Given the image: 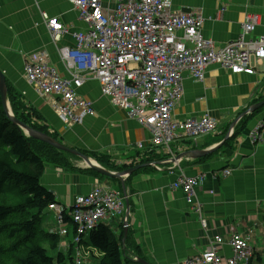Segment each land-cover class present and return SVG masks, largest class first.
Wrapping results in <instances>:
<instances>
[{
    "label": "crops",
    "instance_id": "obj_1",
    "mask_svg": "<svg viewBox=\"0 0 264 264\" xmlns=\"http://www.w3.org/2000/svg\"><path fill=\"white\" fill-rule=\"evenodd\" d=\"M173 9L200 12L204 16L203 35L212 39L217 48L241 35L248 14L257 15L259 23L247 38L264 36V0H173ZM50 17H58L69 28L58 44L46 24ZM86 29L87 24L67 0H0V69L29 109L36 111L50 132L57 133L68 146L91 155H106L121 166L135 163L138 158L161 163L169 157L165 148L154 146L151 131L126 110L113 105L102 94L97 80H87L77 90L78 95L92 101L95 114L81 123L67 125L51 105L56 97L41 95L26 79L27 56L42 51L48 53L60 75L71 77L58 47H75L74 34ZM178 34L181 36L182 32ZM256 70L255 74H236L212 63L203 81L195 80L187 71L183 73L184 93L173 118L183 121L210 114L218 121L215 133L197 139L178 137L171 145L177 155L188 150H212L177 161L189 176L206 174L204 183L197 188L202 218L187 202L185 192L173 187L179 170L171 173L166 163L161 169L148 166L125 177L126 193L119 179L97 177L86 171L88 167L78 159L71 162L83 170L48 165L41 183L54 192L57 204L70 214L77 195L89 193L98 183L110 185L107 179L117 180L120 188H113L122 192L125 204L129 201L130 211L127 216L126 208L124 217L105 223L119 234L128 217L129 233L134 239L129 251L139 248L151 264H182L205 251L216 235L223 238L219 252L223 264H228L233 255L232 227L253 246L251 263L264 264V126L262 141L253 143L250 136L259 123H264V104L252 114H244L264 101V61ZM226 169H231V174L225 176ZM49 210L48 215L54 217L53 226L61 234L60 249L64 251L74 240L75 224H59L56 211ZM203 219L207 227L203 226Z\"/></svg>",
    "mask_w": 264,
    "mask_h": 264
},
{
    "label": "built area",
    "instance_id": "obj_2",
    "mask_svg": "<svg viewBox=\"0 0 264 264\" xmlns=\"http://www.w3.org/2000/svg\"><path fill=\"white\" fill-rule=\"evenodd\" d=\"M67 1L87 24L85 31L74 34L75 47H58L71 77L60 75L48 53L42 51L27 56L26 79L41 95L56 97L51 105L69 125L95 114L92 101L78 95L77 90L87 80H97L103 95L147 127L154 146L165 148L169 157L161 163L152 162L153 166L161 169L166 163L171 173L179 170L173 187L185 192L187 202L202 218L197 188L204 183L206 174L187 175L177 163L181 158L172 152L171 145L178 137L197 139L215 133L218 121L210 114L183 121L173 118L184 93L183 73L187 71L195 80L203 81L208 65L215 63L236 74H255L264 61V36L256 39L247 36L255 31L259 17L248 14L241 35L217 48L212 39L203 35L204 16L194 10H174L173 0H108L107 4L104 0ZM111 3L116 6L112 8ZM47 26L55 44L69 32L58 17L48 18ZM263 126L261 122L252 130L253 143L262 141ZM139 161L138 158L135 163ZM231 172L226 169L224 175ZM124 197L120 190L100 183L87 195L76 197L70 213L76 226L74 244H81L84 235L98 224L124 217ZM49 208L56 211L57 222L63 225L65 211L61 206L51 203ZM203 226L207 227L206 219ZM231 232L233 255L227 263L249 264L255 254L253 246L235 227ZM222 241L216 235L205 251L182 264H223L219 252ZM74 249L76 263L82 264L80 248Z\"/></svg>",
    "mask_w": 264,
    "mask_h": 264
},
{
    "label": "trees",
    "instance_id": "obj_3",
    "mask_svg": "<svg viewBox=\"0 0 264 264\" xmlns=\"http://www.w3.org/2000/svg\"><path fill=\"white\" fill-rule=\"evenodd\" d=\"M7 84L8 99L15 116L60 141L58 134L50 132L48 125L41 121V116L29 109V105L21 99L8 80ZM32 118H36V121ZM80 151L96 159L104 168L116 172L150 161L142 159L137 163L121 166L113 163L106 155H91ZM71 159L82 160L28 135L24 129L14 124L4 109L0 92V264H66L67 255L60 249L61 235L43 227L46 219L43 214L51 203H57V198L52 190L41 183V177L48 165L81 169L72 164ZM86 171L97 177L113 178L92 168ZM127 182L125 181L126 188ZM69 221L71 217L65 211L64 222ZM123 229L124 223L121 232L116 234L110 224L100 223L89 232V248L86 251L89 256L94 257L95 264H144L139 259L146 257L138 246L137 250L129 251L130 245L134 244L130 231L126 244L123 243ZM74 230L76 232V226ZM50 250L57 251V256L50 255ZM94 250L100 255L95 254ZM68 256L71 264H77L73 256V243Z\"/></svg>",
    "mask_w": 264,
    "mask_h": 264
},
{
    "label": "water",
    "instance_id": "obj_4",
    "mask_svg": "<svg viewBox=\"0 0 264 264\" xmlns=\"http://www.w3.org/2000/svg\"><path fill=\"white\" fill-rule=\"evenodd\" d=\"M0 92H1V96H2V101H3V105H4V109L7 112V114L9 115V117L11 118V120L14 122V124L18 125L20 128L24 129L25 132L30 135L33 136L37 139H40L42 141H45L51 145H53L54 147H56L59 150L62 151H66L68 153H71L73 155L78 156L79 158H81L83 160V163L88 167V168H92L98 172H100L103 175L109 176V177H113L116 179H119L122 184H123V188H124V193H126V185H125V177L130 176L132 173H135L136 171L140 170L141 168L144 167H148V166H153L152 163H145V164H138L135 165L133 167H130L128 169H125L123 171H110L106 168H104L98 161H96L94 158L89 157L88 155L84 154L82 151H80L79 149H75L71 146H68L67 144H65L64 142H62L61 140L59 141L58 139H55L54 137H52L51 135L44 133L42 131H39L35 128H33L32 126H29L28 124L20 121L14 114L12 108H11V104L9 102L8 99V84H7V77L4 73V71L2 69H0ZM264 104V101L253 105L249 110H247L244 114L248 115V114H252V112H255L256 110H258L262 105ZM212 150L209 151H202V150H188L185 151L183 153H181L180 155H178L179 158H183L184 156H192V157H198L204 154H208L211 153ZM126 208H127V216L129 214L130 211V207H129V201H126ZM128 231H129V222H128V217L125 221L124 224V238H123V243H125L126 241V237L128 235ZM140 262L144 263V264H151L150 262H148L145 259H139Z\"/></svg>",
    "mask_w": 264,
    "mask_h": 264
},
{
    "label": "rangeland",
    "instance_id": "obj_5",
    "mask_svg": "<svg viewBox=\"0 0 264 264\" xmlns=\"http://www.w3.org/2000/svg\"><path fill=\"white\" fill-rule=\"evenodd\" d=\"M75 8V7H74ZM46 24H47V20H46ZM49 29V28H48ZM50 31V30H49ZM101 87V86H100ZM101 91H102V88H101ZM102 94H103V91H102ZM78 161H81L83 163V160H78ZM107 181L109 182L110 186L111 187H114V188H117L119 189V183L117 180L115 179H107ZM48 208L45 210L43 216L46 217L45 219V222H44V225L43 227L46 229V230H49V231H52V230H57L56 232H58V229L55 228L53 226V220H54V217L53 215H48ZM50 211V210H49ZM59 233V232H58ZM60 234V233H59ZM61 235V234H60ZM89 238H90V235L89 233L85 234L84 237H83V242L81 244H78V243H73V249L74 248H80L81 250V253L83 255V259H84V262L82 264H95L94 262V257L92 256H89V253H87L86 249L89 248V244H88V241H89ZM64 251H62L65 255H67V260H66V264H71L70 262V259H69V248L66 249V248H63ZM89 250V249H88ZM49 254L56 257L58 252L55 251V250H50L49 251ZM74 256V254H73ZM74 260L76 261V257L74 256Z\"/></svg>",
    "mask_w": 264,
    "mask_h": 264
},
{
    "label": "bare ground",
    "instance_id": "obj_6",
    "mask_svg": "<svg viewBox=\"0 0 264 264\" xmlns=\"http://www.w3.org/2000/svg\"><path fill=\"white\" fill-rule=\"evenodd\" d=\"M106 97H107V96H106ZM124 110H125V109H124ZM127 113H128V112H127ZM67 125H69V124H67ZM87 194H88V193H87ZM87 194H80V195H77V197H78V196H82V195H87ZM124 201H125V197H124ZM48 207H49V206H48ZM71 211H72V208H71ZM71 211H70V213H71ZM250 263H251V262H250ZM250 263H249V264H250Z\"/></svg>",
    "mask_w": 264,
    "mask_h": 264
},
{
    "label": "clouds",
    "instance_id": "obj_7",
    "mask_svg": "<svg viewBox=\"0 0 264 264\" xmlns=\"http://www.w3.org/2000/svg\"><path fill=\"white\" fill-rule=\"evenodd\" d=\"M70 215V214H69ZM73 254H74V249H73Z\"/></svg>",
    "mask_w": 264,
    "mask_h": 264
}]
</instances>
